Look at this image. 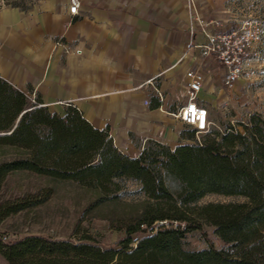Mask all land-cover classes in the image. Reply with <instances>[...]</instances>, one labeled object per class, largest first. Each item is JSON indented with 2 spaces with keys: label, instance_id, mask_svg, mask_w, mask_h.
<instances>
[{
  "label": "trees",
  "instance_id": "obj_1",
  "mask_svg": "<svg viewBox=\"0 0 264 264\" xmlns=\"http://www.w3.org/2000/svg\"><path fill=\"white\" fill-rule=\"evenodd\" d=\"M25 9V8H22ZM30 92L0 74V145L23 153L0 162V190L20 169L74 180L100 189V201L116 197L126 180H136L147 199L142 212L117 226L115 241L92 233L69 238L40 234L17 240L0 232L4 264H264V116L197 129L172 146L155 138L131 156L116 144L111 128L90 121L73 103L52 111L40 92ZM159 100L150 103L160 106ZM46 187L17 200H0V223L10 214L45 202ZM210 193L239 196L199 201ZM211 227L221 244L189 249L188 233ZM79 229L74 234H78Z\"/></svg>",
  "mask_w": 264,
  "mask_h": 264
},
{
  "label": "crops",
  "instance_id": "obj_2",
  "mask_svg": "<svg viewBox=\"0 0 264 264\" xmlns=\"http://www.w3.org/2000/svg\"><path fill=\"white\" fill-rule=\"evenodd\" d=\"M81 2L80 11L75 15L69 13L70 0H43L37 12L28 15L13 7L5 14L6 25L0 31V43L9 41L13 54L3 48L1 66L7 68L18 62L22 66L21 75L27 82L37 84L35 91L42 94L48 106L57 98L78 106L73 101L77 99L89 116L78 107L93 123L91 117H98L110 119L116 128H133L142 133L165 132L161 123L164 113L168 112L165 105L158 112L150 113L142 107L140 97L132 88L140 83L149 85V79L155 78V85L163 91L159 82H163L165 73L171 72L179 77L184 75L187 87V71H202V65L213 60L203 55L202 48L198 51L197 47L207 40L200 21L211 20L210 14L221 10L222 1ZM58 40L82 50L81 75H77L71 60L61 67L55 54L62 51L60 46L56 47ZM204 58L208 61L204 62ZM0 74L9 79L1 71ZM200 100L207 105L206 100L201 97ZM150 108L155 109L151 105ZM94 124L101 128L110 126L109 123ZM120 149L131 156L141 152L134 144Z\"/></svg>",
  "mask_w": 264,
  "mask_h": 264
},
{
  "label": "rangeland",
  "instance_id": "obj_3",
  "mask_svg": "<svg viewBox=\"0 0 264 264\" xmlns=\"http://www.w3.org/2000/svg\"><path fill=\"white\" fill-rule=\"evenodd\" d=\"M221 1V10L216 14H210L209 18L215 19L218 22L216 26L220 29L247 32L252 36V42L244 62V71L231 87L224 84L222 64L210 60L202 65L201 70L205 75L207 85L200 93V97L207 102L211 117L210 126L215 129H223L229 122L247 121L253 113H260L264 116V0ZM41 2L43 0H0L1 33L6 25L5 14L12 11L13 7H17L22 14L28 15L31 12L35 14ZM9 44V41L0 43V52L6 48L8 53L13 54V49ZM192 45L196 46L195 43ZM59 46L62 51L59 50L55 54L59 57L61 67L68 65L71 60L74 62L77 75H81L82 50L77 49V46L73 44L64 45L63 40L57 41L56 47ZM197 48L198 51L201 49V47ZM206 61L208 60L204 58V62ZM1 64L0 71L5 76L34 95L29 87L32 86L37 90V84L26 81L25 76L21 75L22 66L18 62L10 64L7 68H4L6 65L1 66ZM162 78L163 82H159V86H163L162 98L149 81V85L140 83L132 88V91L137 93L142 107L150 113L158 112V109L165 105L168 112L164 113L161 122L165 132L142 133L133 128H116L110 119L103 120L98 117H91V119L101 126L109 123L116 143L123 148L128 144H134L140 150L149 138H155L173 146L178 142H192L193 139L183 138L181 134L184 132L189 134L195 126L185 123L181 118L172 114L187 101L185 76L179 77L177 73L171 72L168 75L165 73ZM155 98H158L161 104L151 109L150 103ZM73 101L86 114L88 113L77 99ZM67 102V99L57 98L49 107L52 111L62 113ZM204 133L196 131V138L202 137ZM22 153L23 151L16 146L0 145V162L20 156ZM123 186L116 197H111L114 195L109 194V199L99 202V198L103 195L100 189L82 185L74 180L56 179L27 169L14 170L3 182L0 190L1 201L17 200L34 195L46 187L52 188L53 192L45 202L7 216L0 223V232L5 235V239L13 240L33 234L53 238L71 236L77 238L88 232L96 236L103 244H110L122 235V232L116 229L117 226L137 217L142 212L147 199L136 180H126ZM237 199H242V197L210 193L199 202ZM76 229H79L78 234H74ZM210 242L218 246L221 244V240L208 226L203 230L188 233L185 238V246L189 249L207 247ZM4 263L5 259L0 254V264Z\"/></svg>",
  "mask_w": 264,
  "mask_h": 264
},
{
  "label": "built area",
  "instance_id": "obj_4",
  "mask_svg": "<svg viewBox=\"0 0 264 264\" xmlns=\"http://www.w3.org/2000/svg\"><path fill=\"white\" fill-rule=\"evenodd\" d=\"M81 3V0H70L69 13L78 14ZM200 23L207 39L200 45L202 53L205 57L222 64L224 84L231 87L244 71V62L251 46L252 36L243 30L220 29L216 26L218 22L215 20L202 19ZM187 77V102L172 114L181 118L185 123L195 126L197 131L205 132L211 124L210 110L199 97L206 83L205 75L200 70L190 69L187 71ZM154 79H149V82L162 98L163 91L155 85Z\"/></svg>",
  "mask_w": 264,
  "mask_h": 264
},
{
  "label": "snow or ice",
  "instance_id": "obj_5",
  "mask_svg": "<svg viewBox=\"0 0 264 264\" xmlns=\"http://www.w3.org/2000/svg\"><path fill=\"white\" fill-rule=\"evenodd\" d=\"M74 11H75V9H74Z\"/></svg>",
  "mask_w": 264,
  "mask_h": 264
}]
</instances>
